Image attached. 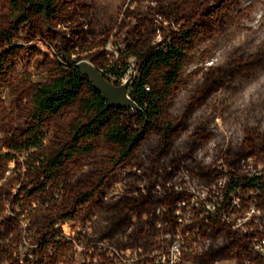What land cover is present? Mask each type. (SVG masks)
<instances>
[{
    "label": "rangeland",
    "instance_id": "obj_1",
    "mask_svg": "<svg viewBox=\"0 0 264 264\" xmlns=\"http://www.w3.org/2000/svg\"><path fill=\"white\" fill-rule=\"evenodd\" d=\"M55 1L50 21H24L17 0H0V264H264V0ZM186 28L185 64L156 117L166 143L154 126L123 158L103 132L77 137L85 88L44 115L43 150L12 149L38 123L35 88L66 56L104 74L128 64L112 80L138 81L137 42ZM167 73L155 68L151 88ZM117 112L139 125L136 109ZM58 152L62 165L41 176L34 158Z\"/></svg>",
    "mask_w": 264,
    "mask_h": 264
},
{
    "label": "trees",
    "instance_id": "obj_2",
    "mask_svg": "<svg viewBox=\"0 0 264 264\" xmlns=\"http://www.w3.org/2000/svg\"><path fill=\"white\" fill-rule=\"evenodd\" d=\"M19 10H22L24 21H28L29 13H41L48 21L57 11L55 0H17ZM177 38L163 39L154 45H145L140 48V42H137L136 49L130 50L129 55L140 60V79L131 80L129 90L130 97L138 104L137 118L139 125L136 128L125 127L120 120L117 110H124L116 104L109 102L92 82L86 78L78 67L77 60H69L65 57V62L60 66L57 75L50 81L38 84L33 93V107L31 117L35 123L27 132L26 138L21 144L13 145L12 149L25 150L29 153L41 151L44 147L45 132L40 125L45 114H55L59 112L66 104L78 99L86 88L88 96H85L81 102L83 111L88 119L77 128L78 136L96 135L103 132L107 138L117 143L120 155L130 157L146 138L148 130L154 126L159 128L162 141L166 143L170 139V128L166 125H159L156 117L159 116L163 103L168 95V87L174 83L185 64L186 44L191 39L189 29H181ZM164 66L168 68V73L163 75L165 86L156 90L151 88L150 78L153 70ZM131 69L130 65L125 64L122 67L110 66L105 77L112 82L120 81ZM112 78L115 80L113 81ZM32 154H29L31 157ZM63 152H58L55 156H40L34 158L38 163L37 169L41 176H45L49 171L62 165ZM33 158V155H32ZM259 177L251 178L248 183L252 186H261ZM230 185L235 189L238 180L231 176ZM49 241L43 242L42 246H47Z\"/></svg>",
    "mask_w": 264,
    "mask_h": 264
},
{
    "label": "water",
    "instance_id": "obj_3",
    "mask_svg": "<svg viewBox=\"0 0 264 264\" xmlns=\"http://www.w3.org/2000/svg\"><path fill=\"white\" fill-rule=\"evenodd\" d=\"M77 64L82 74L92 82L95 88L102 92L109 102L116 104L118 107L139 109L138 104L130 97V78L120 85H116L114 82L109 81L93 63L82 60Z\"/></svg>",
    "mask_w": 264,
    "mask_h": 264
},
{
    "label": "built area",
    "instance_id": "obj_4",
    "mask_svg": "<svg viewBox=\"0 0 264 264\" xmlns=\"http://www.w3.org/2000/svg\"><path fill=\"white\" fill-rule=\"evenodd\" d=\"M25 154H27V155H28V154H29V152L25 151ZM263 241H264V240H263ZM41 243H43V241H42V240H39V242H38L37 244L41 246V245H42Z\"/></svg>",
    "mask_w": 264,
    "mask_h": 264
}]
</instances>
